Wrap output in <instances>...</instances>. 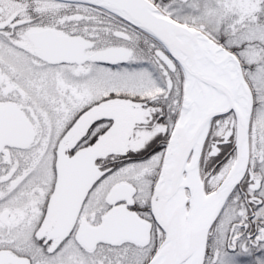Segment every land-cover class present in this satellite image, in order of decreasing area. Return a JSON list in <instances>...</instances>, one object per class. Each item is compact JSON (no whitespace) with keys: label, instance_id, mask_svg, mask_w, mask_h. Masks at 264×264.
I'll return each instance as SVG.
<instances>
[{"label":"snow or ice","instance_id":"1","mask_svg":"<svg viewBox=\"0 0 264 264\" xmlns=\"http://www.w3.org/2000/svg\"><path fill=\"white\" fill-rule=\"evenodd\" d=\"M0 264H264V0H0Z\"/></svg>","mask_w":264,"mask_h":264}]
</instances>
